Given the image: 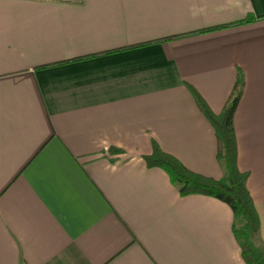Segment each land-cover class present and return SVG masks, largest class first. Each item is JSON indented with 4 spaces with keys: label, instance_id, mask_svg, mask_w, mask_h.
Listing matches in <instances>:
<instances>
[{
    "label": "crops",
    "instance_id": "crops-1",
    "mask_svg": "<svg viewBox=\"0 0 264 264\" xmlns=\"http://www.w3.org/2000/svg\"><path fill=\"white\" fill-rule=\"evenodd\" d=\"M238 72L264 244V0H0V264H245L229 206L141 159L221 179L186 86L217 114Z\"/></svg>",
    "mask_w": 264,
    "mask_h": 264
},
{
    "label": "trees",
    "instance_id": "trees-1",
    "mask_svg": "<svg viewBox=\"0 0 264 264\" xmlns=\"http://www.w3.org/2000/svg\"><path fill=\"white\" fill-rule=\"evenodd\" d=\"M250 20L252 18H246L234 24L220 25L217 28L247 23ZM210 29L213 28L201 31ZM164 39H168V37L148 42L156 43ZM148 42L129 47L143 45ZM81 58L84 57L75 59ZM64 62L66 61L51 65ZM46 66L50 65H44V67ZM242 86L243 78L241 73L238 72L235 76L231 92L217 114L211 112L203 99L192 87L186 86L195 106L212 127L215 138V159L222 171L221 179L215 180L191 172L183 167L174 157L161 151L153 141L151 142L150 153L141 156V159L147 168L157 167L162 169L167 174L170 183L176 187L180 196L192 194L210 196L227 204L232 212L233 222L231 231L237 240L241 259L245 264H264V244L259 240L257 213L245 187L247 173L239 171L236 166V142L232 127V116L240 97Z\"/></svg>",
    "mask_w": 264,
    "mask_h": 264
},
{
    "label": "rangeland",
    "instance_id": "rangeland-1",
    "mask_svg": "<svg viewBox=\"0 0 264 264\" xmlns=\"http://www.w3.org/2000/svg\"><path fill=\"white\" fill-rule=\"evenodd\" d=\"M257 244V243H256Z\"/></svg>",
    "mask_w": 264,
    "mask_h": 264
}]
</instances>
